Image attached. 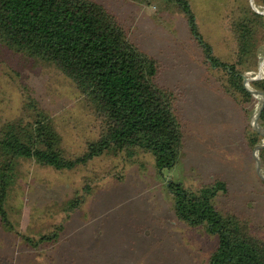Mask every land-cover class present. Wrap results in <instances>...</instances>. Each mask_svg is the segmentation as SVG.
I'll use <instances>...</instances> for the list:
<instances>
[{
    "label": "rangeland",
    "instance_id": "obj_1",
    "mask_svg": "<svg viewBox=\"0 0 264 264\" xmlns=\"http://www.w3.org/2000/svg\"><path fill=\"white\" fill-rule=\"evenodd\" d=\"M95 1L116 15L129 39L158 61L159 83L175 95L184 149L177 165L162 174L143 151L132 158L106 154L65 173L23 160L6 202L16 233L0 225V264H209L216 239L176 219L170 181L192 188L226 181L229 193L217 197L216 206L260 225L264 238V181L253 157L255 148L245 138L247 131H255L261 99L239 108L208 79L203 49L176 1ZM187 1L212 52L229 59L232 43L224 18L232 0ZM253 6L264 12L255 0ZM262 61L264 44L257 67L244 78H255ZM22 93L51 115L70 154L82 155L98 138L96 118L69 79L55 67L12 59L0 50L1 117L21 114ZM259 139L263 145L264 138ZM261 171L264 176V162ZM80 200L83 204L75 212L66 213ZM59 225L65 229L54 245L43 243L35 250L24 239H38Z\"/></svg>",
    "mask_w": 264,
    "mask_h": 264
},
{
    "label": "trees",
    "instance_id": "obj_2",
    "mask_svg": "<svg viewBox=\"0 0 264 264\" xmlns=\"http://www.w3.org/2000/svg\"><path fill=\"white\" fill-rule=\"evenodd\" d=\"M168 1L179 4L191 35L201 45L208 79L220 85L239 108L249 104L253 95L244 87V74L258 65L264 17L247 0L230 1L224 28L230 34L232 53L224 60L201 36L189 2ZM255 4L264 8V0ZM0 50L12 59L37 61L60 71L83 96L99 131L98 138L76 156L66 150L54 119L32 97L22 93L18 117L0 116V225L5 231L16 233L6 202L23 160L59 173L74 171L106 154L132 158L146 152L160 174L179 162L185 133L175 95L159 83L158 61L129 39L123 24L104 5L95 0H0ZM252 87L264 94V79ZM260 125L264 128V110ZM246 134L250 147L260 145L257 132ZM260 161L264 162V149ZM168 193L180 223L205 229L216 239L209 264H264L262 227L215 204L217 197L229 193L226 181L217 179L197 188L170 181ZM83 201L73 202L66 213L75 212ZM64 229L59 225L38 239H24L36 250L43 243L54 245Z\"/></svg>",
    "mask_w": 264,
    "mask_h": 264
},
{
    "label": "water",
    "instance_id": "obj_3",
    "mask_svg": "<svg viewBox=\"0 0 264 264\" xmlns=\"http://www.w3.org/2000/svg\"><path fill=\"white\" fill-rule=\"evenodd\" d=\"M250 4L253 7V9L255 10V12H257L258 14H260V15H262L264 17V12L259 11L257 8H255L253 6V0H250ZM262 79H264V78H262ZM262 79H259L257 77L252 78L250 80L244 78V87H245V89L250 93L253 82L258 81V80H262ZM257 92H259V91H257ZM259 93L263 97L261 99V107H260L259 111L257 112V114L255 116V119H254L253 128H254L255 132H257L259 137H260L261 135L258 132V128L261 127V125H260V117H261V115L263 113V110H264V94L262 92H259ZM254 98L255 97L252 96V99H254ZM261 137H263V136H261ZM263 149H264V144L260 145V146H256L255 149H254L253 157H254V159L256 161L259 175L261 176L262 180L264 181V176H263L262 171H261V162H260V157H259Z\"/></svg>",
    "mask_w": 264,
    "mask_h": 264
},
{
    "label": "bare ground",
    "instance_id": "obj_4",
    "mask_svg": "<svg viewBox=\"0 0 264 264\" xmlns=\"http://www.w3.org/2000/svg\"><path fill=\"white\" fill-rule=\"evenodd\" d=\"M262 63V62H261ZM260 68H261V64H260ZM261 71V69H260ZM257 78L262 79L264 77V72L260 73L258 75H256ZM250 93L255 97V98H259L262 99L263 96H261V94L259 92H257L256 90L251 89ZM254 123V122H253ZM258 132L261 136L264 137V128L263 127H259L258 128Z\"/></svg>",
    "mask_w": 264,
    "mask_h": 264
}]
</instances>
